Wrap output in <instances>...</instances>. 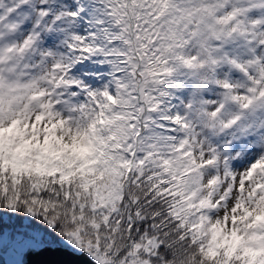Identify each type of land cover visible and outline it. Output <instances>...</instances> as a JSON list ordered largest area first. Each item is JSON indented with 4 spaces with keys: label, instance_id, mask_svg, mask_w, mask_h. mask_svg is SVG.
I'll use <instances>...</instances> for the list:
<instances>
[{
    "label": "snow or ice",
    "instance_id": "1",
    "mask_svg": "<svg viewBox=\"0 0 264 264\" xmlns=\"http://www.w3.org/2000/svg\"><path fill=\"white\" fill-rule=\"evenodd\" d=\"M89 262L264 264V0H0V264Z\"/></svg>",
    "mask_w": 264,
    "mask_h": 264
},
{
    "label": "water",
    "instance_id": "2",
    "mask_svg": "<svg viewBox=\"0 0 264 264\" xmlns=\"http://www.w3.org/2000/svg\"><path fill=\"white\" fill-rule=\"evenodd\" d=\"M70 259H72V260H79L81 258H79V257H70ZM84 259H86V258H84ZM89 264H90V262H89Z\"/></svg>",
    "mask_w": 264,
    "mask_h": 264
}]
</instances>
